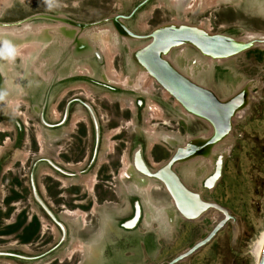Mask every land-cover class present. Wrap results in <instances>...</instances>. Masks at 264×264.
<instances>
[{
    "label": "rangeland",
    "instance_id": "374dc122",
    "mask_svg": "<svg viewBox=\"0 0 264 264\" xmlns=\"http://www.w3.org/2000/svg\"><path fill=\"white\" fill-rule=\"evenodd\" d=\"M146 1H0V24H17L35 15L47 16L26 24L30 27H15L21 31L28 28L30 33L40 37L34 38L36 40L18 43L0 39V45L7 51L21 49L38 40L44 44L24 75L19 98L8 90L4 79L0 82V113L10 111L23 120V135L19 140L18 131L13 127L0 136V251L41 255L54 248L62 238L61 231L32 196L30 172L34 163L50 159L77 174L65 176L55 172L45 161L38 163L35 169L37 187L65 225L66 240L40 260L26 262L0 257V264H168L204 239L223 218L213 210L203 222L184 220L174 209L162 184L134 169L133 159L138 149L142 150L149 168H157L158 162L169 159L178 145L207 134L209 125L184 114L174 104L175 99L166 98L151 80L141 83L143 72L131 59V53L146 40L121 34L119 23L144 36L159 26L169 22L185 23L186 19H189L188 24L197 27L205 24V28H201H208L206 31L212 34L264 35V0H231L199 14L196 13L200 6L195 13L178 14L171 7L173 0ZM116 16L128 18H121L115 24L106 21ZM52 17L83 24L99 22V25L81 29ZM177 18L181 21L175 22ZM38 27L36 32L32 30ZM67 32L74 33L79 39H75L76 42L65 40ZM78 41L89 46L91 55L73 56ZM105 41L112 44L109 51L103 50ZM180 51L183 56L176 61L175 56H179ZM49 59L55 61L44 68L42 62ZM171 59L182 73L211 89L221 99L245 88L255 94L249 108L235 119L232 134L210 151L209 157L177 167L189 188L201 192L205 200L228 209L236 219L235 224L229 222L208 245L179 264H258L253 246L264 231V48L251 49L231 60L212 64L191 48L174 50ZM61 68H69L71 76L88 75L96 79L99 86L71 79L44 83L41 77L46 76L45 70L56 69L58 72ZM99 81L111 84L115 91L100 87L102 82ZM78 99L93 106L101 129L99 149L91 166L95 148L94 125L86 107L74 102ZM10 102L14 103L9 106ZM68 104L71 114L66 116L63 125H41L40 111L45 106L48 124L57 125L61 122L55 121H59V114L63 108L66 111ZM3 130L0 126V131ZM148 133L158 134L160 140L153 143L146 136ZM221 156H224L222 178L212 191L204 190L203 183L214 173ZM156 157L160 160L154 161ZM140 180L152 185L150 194L154 203L150 204L149 196L137 191L134 184ZM15 194L17 197L12 199ZM138 206L141 218L134 227L127 228V223L135 218ZM80 213H85L82 228L79 227ZM32 217L38 219V230L35 233L32 228L26 233L24 229ZM26 236L31 237L29 242H26ZM85 241L92 242V252L86 250Z\"/></svg>",
    "mask_w": 264,
    "mask_h": 264
},
{
    "label": "water",
    "instance_id": "95a60500",
    "mask_svg": "<svg viewBox=\"0 0 264 264\" xmlns=\"http://www.w3.org/2000/svg\"><path fill=\"white\" fill-rule=\"evenodd\" d=\"M141 6L142 5H140L135 12ZM45 17L47 16L35 15L17 24H0V28L6 29L4 32H0V39H6L18 43H21L24 40H36L34 38L40 37L36 34L30 33L28 28L20 33H16L11 29L18 27L19 25L24 26L26 24H30V22L35 19ZM52 18L60 21V23H68L81 29L99 25V22L94 24H83L66 18ZM121 18L127 19L128 17L116 16L115 18L108 19L106 21H113L115 24ZM119 25H121L122 31H120L117 24L115 25V28L117 30L119 28V32L121 34L124 33L123 35H128L132 39L146 40L144 45L138 47L131 53V59L136 64L139 71L145 72L148 76L155 79V81L165 91H167L189 115L205 122L210 128L208 135L198 137V139H189L185 143L178 145L169 159L159 163L157 168H149L143 159L141 149H138L135 152L133 159L134 169L139 174L162 184L174 203V209L178 211L180 217L184 220L193 223L203 222L206 218H208V214L213 210H217L221 215H223V218L213 226L212 230L204 239L198 241L195 245H193V247L185 252H182L168 263L179 264L186 261L189 257L208 245L229 222L235 224L236 219L231 216L228 209L213 201L205 200L201 192L194 191L189 188V186L183 181L181 175L177 172V167L199 157H207L211 150H215L219 145H221L224 140L232 134L233 127L236 123L235 119L239 116V114H241V112L249 108V105L252 102L251 100H253V95L255 96V94L250 93L251 91L248 88H245L241 89L235 95L227 99H221L214 91L195 82L188 74L182 73L179 67H177L171 59V54L176 49L179 51L182 48H185V50L191 48L197 51L199 56L202 58L212 59L215 61H228L251 49L260 48V45L258 44H261L262 41L254 39L247 40L245 37H234L226 34H212L197 27L196 25L187 23L169 22L159 26L145 36L133 33L121 22ZM72 36L73 33L67 32L64 34L65 40H74V42H76L75 39H72ZM79 43L80 42L78 41L75 44V55L78 51H82L81 48H89L87 44L82 43L83 45H78ZM179 53V56H175V59H177L176 61H178L180 56H183L181 55V51ZM97 55H99V53H97ZM106 87L115 91V88L109 85ZM77 101L86 107L90 120L94 125L95 148L93 151L92 162L90 164L91 166L96 159L101 140L99 119L92 105L79 99ZM69 104L65 111V117L61 123L57 125H50L45 122L43 114L41 115L42 122L47 127H59L63 125L66 120ZM223 159L224 156L219 158L214 173H212L204 181V190L212 191L221 180ZM41 161L47 162L55 170V172L62 175L76 176L77 174L69 172L67 169L60 167L50 159L36 161L30 172L32 196L52 223H54L61 231L62 238L54 248L41 255L26 256L12 252L0 251V257H8L26 262L37 261L55 251L66 240L67 229L65 225L61 222L59 217L53 213L51 207L46 203L47 201L42 198L35 181V169ZM140 218L141 211L138 206L135 218L127 223V228L134 227ZM261 264H264V256Z\"/></svg>",
    "mask_w": 264,
    "mask_h": 264
},
{
    "label": "bare ground",
    "instance_id": "6f19581e",
    "mask_svg": "<svg viewBox=\"0 0 264 264\" xmlns=\"http://www.w3.org/2000/svg\"><path fill=\"white\" fill-rule=\"evenodd\" d=\"M1 2L4 1V0H0ZM229 1L231 0H212V2L210 0H173L172 3H171V7L174 11H176L178 14H189V13H195L194 10L197 8V6H200L199 9H198V13L196 14H199V13H204L208 8H217L218 6L220 5H223L225 4L226 2L229 3ZM11 3V1H9ZM1 4V3H0ZM199 4V5H198ZM6 6V5H5ZM4 7V5H3ZM1 8V7H0ZM4 11V10H3ZM1 13V12H0ZM185 16V15H184ZM181 17V16H180ZM174 21L176 22H180L181 20L180 19H174ZM185 23H189V19H186L185 20ZM205 24H201L199 25V27L201 28H205L204 26ZM25 26H28L30 27L29 25H25ZM24 27V26H23ZM25 28V27H24ZM23 28V29H24ZM27 28V27H26ZM40 27L36 28V29H32L33 31L39 29ZM44 28V27H43ZM207 28V27H206ZM225 28V27H223ZM31 29V28H30ZM15 32L19 31L18 33H20V30L14 28L13 29ZM205 30H208L205 29ZM5 30L4 29H0V32H4ZM23 32V31H22ZM31 32V31H30ZM36 32V31H35ZM72 32V31H71ZM208 32V31H207ZM74 34V33H73ZM40 35V34H39ZM73 37V36H72ZM245 39L247 40H251V39H254V40H260L262 41L261 44H258L260 45V48H264V35L263 34H258V33H246L245 36ZM43 39H46L45 37ZM9 42V41H8ZM39 42V40H38ZM37 42V43H38ZM12 43V42H11ZM31 43L30 45H25L23 48L21 49H16V50H4V47L2 45H0V72L3 76V79L5 81V84H6V87L8 88L9 91H13L16 96L19 95V93L21 94V85L24 81V75H26V72L32 62V60L34 58L37 57V55L40 53V51L42 50V47H44V44L42 43ZM113 43V42H112ZM115 43V42H114ZM105 46H103V50H106V51H109L111 49V45L112 44H109V42H106L105 41ZM114 45V44H113ZM116 45V44H115ZM114 47V46H113ZM105 51V52H106ZM87 52V51H86ZM104 52V51H103ZM203 59V58H202ZM205 59V58H204ZM107 62V61H106ZM209 62L212 64L213 62H222V61H215V60H212V59H209ZM209 63V64H210ZM111 69V68H109ZM108 73L111 72V70H107ZM109 76L111 75L108 74ZM26 79V78H25ZM151 80L152 83L155 85L154 87L155 88H159V91L166 97V98H170L171 95L165 91L152 77L148 76V74H146L145 72H143L142 74V77H141V83L143 84V82L146 80ZM25 82V81H24ZM150 84V83H149ZM151 86V85H150ZM149 86V88H150ZM152 88V86H151ZM155 90V89H154ZM23 93V92H22ZM21 95L18 96V98L20 97ZM168 100V99H167ZM17 101V100H16ZM174 101V104L179 106L181 111L184 113V114H187L189 115L182 107L181 105L176 101V100H173ZM14 103V102H13ZM12 103V104H13ZM11 102L9 103V106L12 105ZM18 105V104H17ZM131 105V104H130ZM16 106V105H15ZM13 107V106H12ZM131 107V106H130ZM13 109V108H12ZM133 110V108H131ZM156 110V109H155ZM153 113V112H152ZM156 114V113H155ZM154 114V115H155ZM245 115V114H244ZM191 116V115H190ZM155 117V116H154ZM193 117V116H192ZM191 117V118H192ZM158 119L160 117H157ZM237 119V118H236ZM238 120V119H237ZM150 129V127H149ZM148 129V130H149ZM151 129H153L151 127ZM150 129V130H151ZM154 130V129H153ZM152 130V132H153ZM149 132V131H148ZM158 135V134H157ZM153 133H148V135L146 134V136H148L150 138V140L154 143L155 141H158L160 140V136H157ZM159 143V142H158ZM112 146V145H111ZM151 146V145H150ZM152 147V146H151ZM127 158V157H126ZM151 159V158H150ZM126 160V159H124ZM125 165V164H124ZM155 165V164H154ZM67 166V165H66ZM158 167V165H157ZM93 180V179H92ZM60 181V180H59ZM93 182V181H92ZM67 182H65L64 185H66ZM89 185V183H87ZM136 186V189L137 191H139L140 193H144L146 195L149 196V203L152 204L154 203L152 199L153 197L151 196V187L152 185L150 183H147V182H144V181H138L134 184ZM93 186V185H92ZM91 186V187H92ZM88 187V186H87ZM90 187V186H89ZM93 188V187H92ZM91 189V188H90ZM146 192V193H145ZM145 198V197H144ZM152 202V203H151ZM155 206V205H154ZM160 207V206H159ZM161 208V207H160ZM66 212V211H65ZM93 212H95L93 210ZM168 212V210H167ZM72 213V212H71ZM215 213V212H214ZM65 214V213H64ZM67 216L69 215L68 213H66ZM81 215L80 216V221H79V227L82 228V226L85 224L84 222V215L85 213L82 215L81 213L79 214ZM71 217V215H69ZM76 216V215H75ZM209 216V215H208ZM74 217V216H73ZM77 217V216H76ZM149 217V216H148ZM221 217V216H220ZM219 217V218H220ZM214 218V217H213ZM216 218V217H215ZM148 219V218H147ZM43 220V219H42ZM157 221V220H156ZM45 222V221H44ZM84 223V224H83ZM160 223V222H159ZM43 224V222H42ZM168 224V223H167ZM171 225V224H170ZM44 226V224H43ZM168 226V225H167ZM169 227V226H168ZM81 230V229H80ZM238 231V230H237ZM78 242V241H77ZM80 243V242H79ZM82 243V242H81ZM92 243V242H91ZM90 242H84L83 244H85L86 246V250L87 251H91L93 250V246ZM81 244V245H83ZM82 247V246H81ZM254 249H253V252L255 253L256 257H257V261H258V264H261L262 262V259H263V256H264V231H262L259 239L254 243ZM25 248V247H24ZM25 250V249H24ZM82 250H83V247H82ZM85 252V251H84ZM84 254V253H83ZM85 256V254H84ZM11 263V262H10Z\"/></svg>",
    "mask_w": 264,
    "mask_h": 264
},
{
    "label": "flooded vegetation",
    "instance_id": "af4514ba",
    "mask_svg": "<svg viewBox=\"0 0 264 264\" xmlns=\"http://www.w3.org/2000/svg\"><path fill=\"white\" fill-rule=\"evenodd\" d=\"M82 38V37H81ZM80 38V39H81ZM72 39H79L78 38V36L77 35H73V37H72ZM73 42V41H72ZM83 45L82 44V42H80L78 45ZM82 49V51H78V53L75 55V53L73 54V56H75L76 58L77 57H79V56H88V55H91V50H90V48H86V47H83V48H81ZM87 51V52H86ZM96 54V57H98L99 59L101 58V55L99 54V55H97V53H95ZM53 61H55V59H52V60H45V62L43 63L42 62V64H44L43 65V67L45 68L47 65H49V64H51V62H53ZM45 73H47L46 74V76H42L41 78H42V80L44 81V83H47V81L48 80H50V82H53L54 80H57V79H59L61 82H64V81H69L70 79L71 80H83V81H86V82H89V83H92V85L94 84V85H97L98 83V81L96 80V79H93V78H91V77H89L88 75H73V76H71V73H72V71H70L69 72V68H61V69H58V72H57V70L56 69H52V70H45ZM43 75H45V74H43ZM47 77V78H46ZM0 82H3V78H2V75L0 74ZM99 82H102L101 83V85H100V87H105L106 89H107V87L106 86H111V84H108L107 82H103V81H99ZM100 84V83H99ZM97 86H99V85H97ZM131 87H133L134 88V86H131ZM116 89V88H115ZM48 90V89H47ZM135 90H130V92H134ZM75 103L76 102H79V101H74ZM73 102V103H74ZM139 104V103H138ZM137 104V105H138ZM58 106H59V104L57 105V112H58ZM46 109H47V107L45 106L41 111H40V116H39V119H41V125H43L44 127H47L43 122H42V118H41V115L43 114V118L45 119V122L46 123H48V121H47V119H46ZM70 114H71V107L69 108V111H68V115H67V118L68 117H70ZM60 115V117H59V121H55V123H57V122H62L63 121V119H64V115H65V108H63V110L61 111V114H59ZM15 118L16 119H18L19 121H17V120H15ZM4 119V120H3ZM10 121V122H9ZM22 124H23V120L22 119H20V117H17L16 116V114L15 113H12V112H10V111H6V112H3V113H0V126H3L4 127V129L5 130H3V131H0V136H3L4 134H7L8 132H9V129H10V127H13L14 129H17V131H18V137H17V139L19 140L20 139V137H22V133H23V127H22ZM25 125V124H24ZM209 132H210V128H209ZM209 132L207 133V134H204V135H208L209 134ZM2 134V135H1ZM204 135H200L199 137H201V136H204ZM26 136V135H25ZM27 137H28V139L30 138V135L27 133ZM195 139V138H194ZM17 144H18V142H17ZM212 151V150H211ZM214 151V150H213ZM143 156V155H142ZM210 156V153H209V155H208V157ZM207 157H205V159H206ZM143 159H144V156H143ZM198 159H201L202 160V157H199V158H197V159H195V160H198ZM154 161H156V160H160V159H158V157H156L155 159H153ZM192 161H194V160H192ZM205 161V160H204ZM161 162H163L162 160H160V162H158V164L159 163H161ZM191 162V161H190ZM152 167V166H151ZM152 169V168H151ZM15 197H17V194H15L14 196H12L11 198L12 199H15ZM33 218L34 217H32V218H30L29 219V221H28V227L30 226V224L32 223V221H33ZM18 224V223H17ZM28 227H26V228H28ZM25 228V229H26ZM24 229V230H25ZM29 232V231H28ZM27 238H28V236H26V242H29L30 240H31V238H30V240H27Z\"/></svg>",
    "mask_w": 264,
    "mask_h": 264
},
{
    "label": "trees",
    "instance_id": "16d2710c",
    "mask_svg": "<svg viewBox=\"0 0 264 264\" xmlns=\"http://www.w3.org/2000/svg\"><path fill=\"white\" fill-rule=\"evenodd\" d=\"M38 227H39L38 219L36 217H34L32 223L30 224V226L25 229V232L28 233V231H30V229L35 228V233H36V231L38 230ZM30 238L31 237H28L27 240H30Z\"/></svg>",
    "mask_w": 264,
    "mask_h": 264
}]
</instances>
